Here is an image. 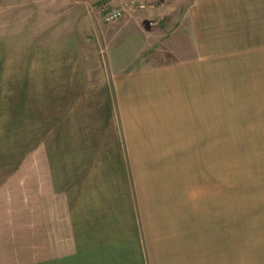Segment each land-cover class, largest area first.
I'll use <instances>...</instances> for the list:
<instances>
[{
    "label": "rangeland",
    "instance_id": "rangeland-1",
    "mask_svg": "<svg viewBox=\"0 0 264 264\" xmlns=\"http://www.w3.org/2000/svg\"><path fill=\"white\" fill-rule=\"evenodd\" d=\"M192 3L0 0V264L146 262L157 232L181 231L235 238L215 264H256L243 244L264 223V129L215 128L208 81L195 136L118 106L116 75L194 57Z\"/></svg>",
    "mask_w": 264,
    "mask_h": 264
},
{
    "label": "crops",
    "instance_id": "crops-1",
    "mask_svg": "<svg viewBox=\"0 0 264 264\" xmlns=\"http://www.w3.org/2000/svg\"><path fill=\"white\" fill-rule=\"evenodd\" d=\"M159 11L154 8L149 14L160 20L167 16ZM188 14L186 33L195 49L194 57L163 68H140L116 75L120 112L127 119V113H132L133 121L140 119L141 113H150L146 118L154 124L148 126V131L155 128L158 136L167 133L166 128L168 134L172 133L171 120L179 128H184L185 120L195 136L196 129L204 126V109L196 105L200 97L203 102L208 81L215 128L232 129L230 136L240 137L247 128L264 129V0H194ZM146 16L139 18L141 24ZM205 65H211V69ZM189 131L182 134L189 135ZM246 224L244 249L248 256L253 252L258 256L256 264H264V223L248 220ZM155 235L158 237L153 239L158 241L147 246L146 262L140 258L125 263L115 256L105 263L97 259L94 264H215L218 261L214 251L223 250L234 257L237 250L235 238L220 242L226 238L214 237L219 233L181 231ZM101 252L98 256H103ZM223 260L231 264L226 257Z\"/></svg>",
    "mask_w": 264,
    "mask_h": 264
},
{
    "label": "built area",
    "instance_id": "built-area-1",
    "mask_svg": "<svg viewBox=\"0 0 264 264\" xmlns=\"http://www.w3.org/2000/svg\"><path fill=\"white\" fill-rule=\"evenodd\" d=\"M131 4L132 2H125L118 9H112L108 11V13L105 14L104 20L106 22H114L120 17L122 18L123 12L125 11V9L129 8ZM122 8L124 9V11Z\"/></svg>",
    "mask_w": 264,
    "mask_h": 264
}]
</instances>
